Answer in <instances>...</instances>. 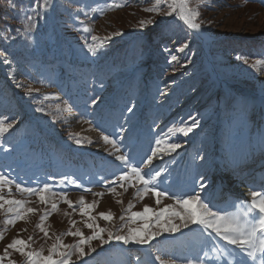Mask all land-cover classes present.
I'll list each match as a JSON object with an SVG mask.
<instances>
[{
  "label": "rangeland",
  "instance_id": "374dc122",
  "mask_svg": "<svg viewBox=\"0 0 264 264\" xmlns=\"http://www.w3.org/2000/svg\"><path fill=\"white\" fill-rule=\"evenodd\" d=\"M153 2L51 0L46 19H38L37 28L25 36L26 15H34L31 7L36 0H0V51H5L10 61L5 64L0 57V118L15 121L0 137V173L14 181L11 198L25 199L28 207L40 209L14 225H4L6 217L0 215V231H4L0 255L13 238L27 240L29 236L33 237L31 249L25 250L43 247V255H47L55 236L69 230V219L76 221L72 231L78 228L91 235L92 230L85 227L88 216H81L76 204L81 196L88 204L97 202L88 210L96 217L94 224L110 231L121 228V234L145 226L144 219L130 220L131 213L141 212L145 205L154 212L167 205L182 211L167 197L159 198V204L151 194L140 199L136 189L142 185L135 181L125 183L124 188L113 185L115 193L109 192L105 181L116 179L127 169L109 154L111 145L104 143L102 134L119 140L121 154L127 153L144 172L154 175L160 171L155 181L160 190L176 196L199 191L203 177L207 188L202 199L214 211L232 212L237 202L251 201V197H232L228 190L226 195L225 187L251 178L249 175L257 172V162L247 164L244 157L248 152L251 156L253 147L264 148V66L251 67L255 60H264V2L191 0L200 13L197 22H203V38L191 33L175 16L143 10ZM112 3L125 6L107 10ZM148 19L155 23L142 28L139 21ZM84 27L92 31L84 32ZM116 32L122 35L104 39ZM93 35L104 40L95 55L85 46L93 43ZM185 42L189 47L177 51ZM173 55L176 61H171ZM240 57H247L248 63ZM29 85L35 91L26 93ZM93 99H97L96 105L91 103ZM257 104L261 105L255 117L251 111ZM190 115L199 120V126L188 136L169 132L184 127L182 122ZM77 138L81 144L75 142ZM157 139L181 147L168 155L159 153L161 164L155 163V156L152 165L145 166L143 160L152 155ZM260 153L256 156L262 166L258 171L264 167ZM239 163L243 164L238 173L230 174L232 166ZM219 168H226L228 174L223 176ZM65 177L79 186L68 184ZM17 183L33 189L49 184L46 195L57 202L58 210L40 204L35 195L16 192ZM263 184L249 185L252 191L261 192ZM62 192L74 202V210L59 200ZM100 192L104 195L92 194ZM3 194L7 198V189ZM129 203L133 205L130 210ZM46 207L51 213L44 222L47 238L35 227ZM109 211L110 221L98 215ZM147 221L155 227L152 213L147 214ZM102 235L107 239V232ZM78 239L62 236L65 244ZM91 246L95 251L80 260L73 256L74 264H158L157 255L184 264L186 259L203 257L204 252L209 253L206 264H227L231 257L221 258L211 250L232 247L196 224L174 234L163 233L145 245L112 240L101 246L94 240ZM9 253L8 259L26 264L19 253L11 249ZM8 259L3 264H8Z\"/></svg>",
  "mask_w": 264,
  "mask_h": 264
},
{
  "label": "snow or ice",
  "instance_id": "6c2138e0",
  "mask_svg": "<svg viewBox=\"0 0 264 264\" xmlns=\"http://www.w3.org/2000/svg\"><path fill=\"white\" fill-rule=\"evenodd\" d=\"M264 2V0H262ZM51 4V0H43L36 3L31 7V12L34 13L26 15V24L23 28V33L25 36H30L32 31L37 28L38 19H46V11ZM125 5L119 3H112L107 6V10H112L113 8L123 7ZM163 6V7H162ZM10 7H15L14 4H10ZM41 9L44 12H41ZM147 12L156 13L162 16H175L179 21L183 22L189 30H200L202 28L203 22H197L200 16L197 6L191 5V0H154L151 7L143 9ZM95 11V9H93ZM155 23L152 19L139 21L140 26L143 28L146 24L151 25ZM84 32H91L92 29L89 27H84L82 29ZM19 32L20 29H17ZM122 35L120 32L110 34L104 39H111V37ZM93 43L86 44L87 51L95 55L98 51V47L104 42L103 39L93 35L91 37ZM189 45L185 42L177 51L183 52ZM0 57H3V62L5 64L10 63L7 58L5 51H0ZM245 63H248L247 57H240ZM177 57L175 55L171 56V61H176ZM190 62V61H189ZM258 66H264V60L257 59L252 64L251 67L257 68ZM14 78V77H13ZM22 86L18 84V87ZM26 93L35 91L29 85L25 89ZM97 99H93L91 103L93 105L97 104ZM37 111H43L42 108H37ZM129 113L133 112V108L127 109ZM15 121L8 122L4 118H0V137H3L5 133H8L10 129L13 128ZM184 127L177 129H169V132H179L184 136H188L189 133L193 131L194 128L199 126V120L194 116H189L188 121L182 122ZM123 131V129H121ZM70 137L72 134H69ZM78 136V134H77ZM101 139L105 144L111 145L112 151L110 155L115 156V160L119 161L127 171H122L121 174L116 177V179L111 181H105V186L108 187V191L115 193L116 189L113 185H119L124 188V184L130 181H135V184L142 185V188L136 189V195L143 199L146 194H151L156 197L157 204L160 203L161 197H167L175 201L179 205L182 211L175 210L173 205H167L159 211H153L152 208L145 205L141 212H132L130 220H135L136 218L144 219L146 221L143 228H128L126 234H121V228H117L115 231H110L105 228H100L98 225L94 224L96 217L89 215V209L96 206V201L91 204L85 202L84 197L81 196L76 202L80 206L81 216H88V221L85 222V227L92 230L91 235H85L80 229L72 231V226L75 225L76 221L69 219L70 228L67 232L61 233L55 236L52 245L48 248V254L43 255V247L39 250H28L31 249L30 241L33 240L32 236H29L27 240L13 238L10 243H8L3 254L0 255V264H3L5 259H8L10 253L9 250H13L19 253L21 256L26 258V264H74L73 256L76 260H80L83 257L90 255L95 251L91 246V242L98 240L100 245L103 246L108 244L112 240L122 242L127 245L129 243H135L140 245L149 244V242L156 237L162 235L163 233L174 234L181 230V228H188L192 224L201 226V228L206 233H214L221 241L226 245L232 246L231 248H224L222 246H217L212 248L213 253H217L219 257H231L227 260V264H264V191L257 192L251 191V201L250 202H237L234 207L235 211L232 212H222L220 210H213L209 203L202 199V194L207 188L206 183H204L203 177L198 182L199 191L193 190L192 193H184L180 196L169 194L166 191L160 190L158 185L155 183L158 177L161 176L160 171H156L153 174L146 173L143 168L136 166L130 160L127 153L121 154V142L116 139H111L108 135H101ZM77 144H81L82 140L77 138L75 141ZM89 144L92 143L91 140L88 141ZM181 147L179 143L172 142H162L160 139L156 140V147L152 149V155L148 156L147 159L143 160L145 166H151L153 163V157L157 156L159 153L165 155L175 152ZM68 184L77 185L76 180L65 177ZM64 181L62 180L61 183ZM14 181L8 176L0 173V215L5 216L3 220L4 225H14L17 221L27 220L28 214H35L40 212L38 208L28 207L29 201L25 199H14L12 197V185ZM135 186V185H133ZM7 189V198L3 194L4 190ZM16 192L26 193L28 195H35L40 204L51 205L52 211L58 210L57 202H54L48 198L46 193L50 192L51 186L49 184H44L42 187L38 188H26L22 187L20 184H15ZM127 191V189H124ZM86 192H91V189H85ZM94 196H103L104 193H92ZM56 195V194H54ZM59 200L63 201L68 205L69 208L74 210V202L67 198V193L58 194ZM120 203L121 201H117ZM133 207L131 203L128 205V210ZM152 213L155 217V227L152 223L147 221V214ZM51 213L48 211L47 207L39 215V223L35 225L40 232L44 234V237H49V233L45 228L44 222L47 220ZM69 215V213H65ZM102 219L106 221L112 220V214L99 213ZM179 219V223H174V219ZM124 220V216L120 217ZM123 227V226H121ZM6 231V228H5ZM107 232V239L104 238L102 233ZM68 235L73 237H78L79 239L74 244H65L62 241V236ZM4 238V231H0V240ZM85 245H87V251H85ZM236 250H239L238 253ZM209 257L208 252H204V256L194 257L191 259H186L184 264H206L205 258ZM158 264H178L175 259H165L161 255L155 257ZM8 264H16L15 261L8 259Z\"/></svg>",
  "mask_w": 264,
  "mask_h": 264
},
{
  "label": "bare ground",
  "instance_id": "6f19581e",
  "mask_svg": "<svg viewBox=\"0 0 264 264\" xmlns=\"http://www.w3.org/2000/svg\"><path fill=\"white\" fill-rule=\"evenodd\" d=\"M191 33H193L194 35H196V36H199V37H201V38H203V33L200 31V30H189ZM203 40V39H202ZM261 104H257V105H255V106H253V111H251L252 113H255V117H256V115H257V111L259 112V106H260ZM69 116V114H67V116L66 117H68ZM262 117V116H261ZM263 138V137H262ZM264 143V142H263ZM262 146V145H261ZM259 152H261V150H258V153ZM261 153H264V151L263 152H261ZM255 155V153H252V156H254ZM249 157V156H248ZM259 160V159H258ZM154 161H155V163H160L161 164V162L163 161V159H162V157H160L159 156V154H158V156H156L155 158H154ZM242 164L243 163H239L237 166H233V169H231V170H229V172H230V174H232V173H237L238 172V170H239V168H241L242 167ZM259 168V167H258ZM219 171H221V174L223 175V176H225V175H227L228 174V171L226 170V168H219L218 169ZM258 170V169H257ZM225 174V175H224ZM250 176H252L251 178H249V179H246V180H243V181H241L238 185H236V182L237 181H234V182H232L231 184H230V186L229 187H225V190L227 191H229L231 194V196L232 197H240V198H249V197H251L250 196V192L252 191V187H250V185L249 184H252L253 186H255V185H257L258 186V183H260V184H262V183H264V171H257V172H253ZM249 176V177H250ZM261 176H263V182H260V179H261ZM238 179V178H237ZM251 185V186H252ZM261 186V185H260ZM262 187H264V184L262 185ZM227 191V194L226 195H229V192ZM222 192H224V191H222ZM237 199V198H236Z\"/></svg>",
  "mask_w": 264,
  "mask_h": 264
},
{
  "label": "water",
  "instance_id": "95a60500",
  "mask_svg": "<svg viewBox=\"0 0 264 264\" xmlns=\"http://www.w3.org/2000/svg\"><path fill=\"white\" fill-rule=\"evenodd\" d=\"M205 55V54H204ZM205 59H206V61L211 65V62H210V60L206 57V55H205ZM216 75H217V77L219 76L216 72H214Z\"/></svg>",
  "mask_w": 264,
  "mask_h": 264
},
{
  "label": "trees",
  "instance_id": "16d2710c",
  "mask_svg": "<svg viewBox=\"0 0 264 264\" xmlns=\"http://www.w3.org/2000/svg\"><path fill=\"white\" fill-rule=\"evenodd\" d=\"M39 141H42V139L40 138ZM39 143H41V142H39ZM31 149H32V148H31Z\"/></svg>",
  "mask_w": 264,
  "mask_h": 264
}]
</instances>
